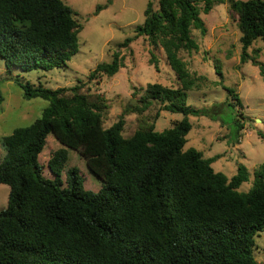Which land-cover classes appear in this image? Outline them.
<instances>
[{
    "label": "trees",
    "instance_id": "obj_1",
    "mask_svg": "<svg viewBox=\"0 0 264 264\" xmlns=\"http://www.w3.org/2000/svg\"><path fill=\"white\" fill-rule=\"evenodd\" d=\"M215 2L148 0L143 23L117 45L127 48L144 37L155 70L154 51L163 50L178 86L148 84L141 107L127 106L141 114L158 103L160 111L184 116L161 132L146 117L128 135L123 116L105 128L108 101L81 92L80 81L49 89L17 79L24 99L48 105L28 126L0 138V184L9 188L0 210V264H256L254 237L264 232V162L252 173V187L239 192L250 175L243 165L227 178L211 166L218 156L184 150L191 129L187 116H213L186 104L200 78L191 76L179 52L198 50L191 29L203 35L205 28L197 5L202 3L206 14ZM223 2L237 15L241 64L257 65L264 80V65L247 54L256 40L264 43V0ZM74 17L62 0H0V59L6 72L65 69L78 51L81 26ZM119 51L111 62L97 64L88 80L114 76L123 67ZM216 73L221 77L217 66ZM226 90L229 105L242 108L238 94ZM158 116L156 111L153 119ZM242 127L239 123L237 132ZM49 135L61 146L47 162L52 179L43 176L38 161ZM68 150L83 157L101 180L98 192L83 188L75 168L63 182Z\"/></svg>",
    "mask_w": 264,
    "mask_h": 264
},
{
    "label": "rangeland",
    "instance_id": "obj_2",
    "mask_svg": "<svg viewBox=\"0 0 264 264\" xmlns=\"http://www.w3.org/2000/svg\"><path fill=\"white\" fill-rule=\"evenodd\" d=\"M62 1L72 8L74 18L81 26L78 51L67 62L65 69L50 71L21 72L12 68L7 73L0 59V138L15 128L28 126L48 105L47 101L40 98L24 99L17 79L36 86L41 84L49 89L69 88L79 81L84 83L81 92L99 94L109 103L110 109L104 116L103 126L107 128L123 116L125 135L136 130L139 121L145 117L155 122L158 132L171 128L184 118L180 113L160 111L158 103H152L141 114L127 109V106L141 107L140 98L148 84L156 83L166 88L178 86L161 48L154 51L158 69L155 70L149 64L151 49L144 37L134 39L127 48L117 47L126 38H132L135 27L143 23V12L148 0ZM217 1L206 14L202 11L203 4L197 5L205 28L203 35L199 30L191 29V37L196 41L198 50L179 52L191 76L200 78L197 87L188 91L186 104L195 109L209 110L213 116H187L191 129L186 135L184 150L194 148L204 158L218 156L211 166L215 172H221L227 178L236 174L238 165H243L250 175L238 191L247 192L253 184V171L264 162V138L260 137V134L264 135V80L257 65L251 61L241 64V34L237 27V15L230 9L229 3ZM98 6L101 9L94 15ZM117 50L123 56V67L112 77L102 75L89 81L88 74L95 66L111 62L112 54ZM247 54L255 57L256 63L264 65L262 41L253 42ZM216 66L220 68L221 77L216 73ZM226 89H233L238 94L242 108L229 105L231 101ZM132 100L134 105L130 104ZM156 111H159V116L153 119ZM239 123L243 127L237 132ZM60 147L52 135L47 136L38 156L45 178H53L47 162ZM3 155L0 145V160ZM70 168L78 171L85 190L96 193L101 189V180L89 172L83 157L72 150H68V161L61 175L63 182ZM8 192V186L0 184V210L7 205ZM254 244L253 258L256 264H264V232L255 235Z\"/></svg>",
    "mask_w": 264,
    "mask_h": 264
},
{
    "label": "water",
    "instance_id": "obj_3",
    "mask_svg": "<svg viewBox=\"0 0 264 264\" xmlns=\"http://www.w3.org/2000/svg\"><path fill=\"white\" fill-rule=\"evenodd\" d=\"M130 104L134 105V104H135V102L132 100V101H130Z\"/></svg>",
    "mask_w": 264,
    "mask_h": 264
}]
</instances>
